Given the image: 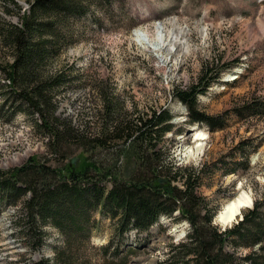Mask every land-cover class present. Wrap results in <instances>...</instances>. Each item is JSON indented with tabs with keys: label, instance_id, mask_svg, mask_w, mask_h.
Segmentation results:
<instances>
[{
	"label": "rangeland",
	"instance_id": "1",
	"mask_svg": "<svg viewBox=\"0 0 264 264\" xmlns=\"http://www.w3.org/2000/svg\"><path fill=\"white\" fill-rule=\"evenodd\" d=\"M3 1L0 0V16L19 24L29 9L28 0H14L21 6L19 14L7 0L3 7ZM75 1L87 8L84 16H75L69 27L60 28L62 32L71 31L69 40L74 45L51 66L54 72L63 70L71 84L56 95V115L91 127L94 134L100 127L97 122L104 105L97 81L104 80L109 98L128 113L152 114L167 109L173 114V131L159 145L162 158L165 162L172 160L177 168L200 171L198 194L215 214V226L222 230L219 215L241 193L251 197L252 209L264 202V110L254 117L246 114L242 120L235 113L248 101L264 102V30L260 29L264 24V0ZM171 23L178 29L174 33L184 30L189 53L183 55L181 47H176V56L163 62L135 35L145 31L154 38L156 27L165 25L170 30ZM6 57L7 54L0 56V64L9 62ZM206 66L219 76L216 83L197 96V102L206 115L222 117V130L212 131L206 124L191 123L187 107L173 98L174 88H189ZM4 80L0 74V105L7 90ZM0 116V170L20 167L28 161L52 167H79L88 156L76 146L65 147L63 154L53 153L48 133L34 125L38 121L36 115L19 113L9 120L4 109ZM199 132L207 135L204 151L186 155L196 146L195 135ZM129 146L125 153L103 152L94 156L106 166L117 163L128 178L135 168L134 151ZM246 156L249 168L244 170L240 164ZM234 168L236 173L226 174ZM249 210L242 209L235 222H242ZM21 212L6 208L0 214V264L52 259L55 248L64 250L65 239L50 227L47 241L38 251H32L27 237L17 232ZM94 218L99 225L90 246L84 242L75 247L73 258L78 264H118L121 259L128 264H162L171 246L184 241L190 229L186 221L163 216L148 232L132 231L122 239L116 236L118 219L99 214ZM114 239L115 246L123 252L116 259L112 251L102 249ZM246 253L243 250L240 255Z\"/></svg>",
	"mask_w": 264,
	"mask_h": 264
},
{
	"label": "trees",
	"instance_id": "2",
	"mask_svg": "<svg viewBox=\"0 0 264 264\" xmlns=\"http://www.w3.org/2000/svg\"><path fill=\"white\" fill-rule=\"evenodd\" d=\"M4 1L2 6L6 7ZM7 2L20 13L21 6L16 1ZM79 2L28 0L29 9L19 24L0 16V56L7 54L9 61L0 64V74L7 82L0 113L6 109L9 120L19 113L36 115L34 125L48 133L53 153L63 154L67 147L76 146L88 155L79 167L28 161L20 167L0 170V214L6 208L22 211L16 228L19 236L27 237L30 249L38 251L44 245L50 227L65 239L64 250L55 248L52 259L26 264H78L73 258L75 247L84 242L90 246L99 225L96 214L118 219L116 236L122 239L132 231L148 232L163 216L188 222L186 239L171 246L162 264H264V202L257 203L242 222L225 231L215 226V214L198 194L200 171L177 168L172 160L165 162L162 158L159 145L174 127L169 110L128 113L109 98L106 82L101 80L97 81L98 91L104 105L99 111L100 127L94 134L91 127L56 115L58 91L71 84L63 70L54 72L51 66L74 45L69 40L71 31L62 32L60 28L69 27L73 17L85 15L87 6ZM208 68L202 69L189 88L176 87L172 94L187 107L191 123L206 124L212 131L222 130V117L206 115L197 102V96L205 93L219 76ZM263 104L248 101L235 109L236 116L242 120L246 114L260 115ZM128 145L134 151L135 165L128 178L117 163L106 166L95 159L94 155L103 152L125 153ZM245 158L240 164L244 170L249 168L248 156ZM237 171L229 169L226 174ZM115 240L102 248L112 251L114 259L123 253ZM243 250L246 255H240ZM118 264L128 261L121 259Z\"/></svg>",
	"mask_w": 264,
	"mask_h": 264
},
{
	"label": "bare ground",
	"instance_id": "3",
	"mask_svg": "<svg viewBox=\"0 0 264 264\" xmlns=\"http://www.w3.org/2000/svg\"><path fill=\"white\" fill-rule=\"evenodd\" d=\"M171 25L170 30L165 25L156 27L154 38H151L148 32L145 31H137L135 35L144 46L159 54V57L163 62L168 61L173 55L176 56V47L177 50L181 47L183 55L189 53V44L184 36V30H180L179 33H174V31L178 29L175 24L171 23ZM260 29L264 30V24L260 25ZM195 136L196 146L187 153L185 151L186 155L189 154V156H191L192 154L195 155V153H202L206 147L207 135L204 132H199ZM248 201H250V205ZM233 204H236L237 207L234 210H230V206ZM252 205L251 197L245 193H241L239 197L234 201H230L225 206L223 212L218 217L219 224L224 227L231 226L237 219L238 215L242 213V209L251 208L253 207ZM221 217H223V219Z\"/></svg>",
	"mask_w": 264,
	"mask_h": 264
},
{
	"label": "water",
	"instance_id": "4",
	"mask_svg": "<svg viewBox=\"0 0 264 264\" xmlns=\"http://www.w3.org/2000/svg\"><path fill=\"white\" fill-rule=\"evenodd\" d=\"M191 131H194V130L192 129ZM191 133H192V132H190V134H191ZM73 163L76 164V163H77V160H74ZM249 209H252V208H249ZM240 216H241V214L238 215V218H240ZM240 221H242V220H240ZM238 223H239V221L235 222V223L232 224L230 227H224V226H222L221 224H219V225H220V227L222 228V230L225 231L227 228H231V227H233L234 225H236V224H238Z\"/></svg>",
	"mask_w": 264,
	"mask_h": 264
},
{
	"label": "snow or ice",
	"instance_id": "5",
	"mask_svg": "<svg viewBox=\"0 0 264 264\" xmlns=\"http://www.w3.org/2000/svg\"><path fill=\"white\" fill-rule=\"evenodd\" d=\"M249 205H250V201H248ZM236 204H233L230 206V210H234L236 208ZM223 219V217H221Z\"/></svg>",
	"mask_w": 264,
	"mask_h": 264
}]
</instances>
